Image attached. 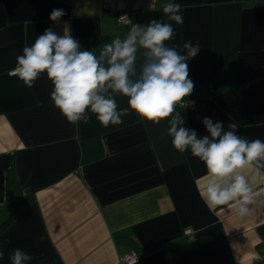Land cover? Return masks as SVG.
Masks as SVG:
<instances>
[{
    "label": "crops",
    "instance_id": "1",
    "mask_svg": "<svg viewBox=\"0 0 264 264\" xmlns=\"http://www.w3.org/2000/svg\"><path fill=\"white\" fill-rule=\"evenodd\" d=\"M169 2L181 5L183 24L172 22L167 43L181 54L184 42L201 47L188 61L195 103L177 108L185 126L205 135L209 117L264 141V0H0V264H11L17 248L34 257L30 264H120L130 250L133 264H264V168L244 173L255 200L249 216L231 203L209 207L200 192L211 177L190 151L174 149L167 120L140 122L130 110L105 128L89 113L77 127L54 107L46 74L32 88L10 74L49 27L58 35L69 27L82 49L99 55L133 23L167 22L161 6ZM86 3L93 14L77 17ZM53 9L66 15L54 23ZM123 12L128 25L119 22ZM114 98L118 109L129 107ZM9 170L17 196L7 195Z\"/></svg>",
    "mask_w": 264,
    "mask_h": 264
},
{
    "label": "clouds",
    "instance_id": "2",
    "mask_svg": "<svg viewBox=\"0 0 264 264\" xmlns=\"http://www.w3.org/2000/svg\"><path fill=\"white\" fill-rule=\"evenodd\" d=\"M162 11L167 22L153 19L148 24H131L124 38L117 37L105 43L99 55L84 50L69 27L58 35L53 28L45 29L31 46H24L23 54L16 57L11 71L27 88L46 74L53 84L50 99L67 122L79 126L88 124L89 113L94 114L105 128L121 125L123 118L134 112L140 122L159 124L167 120V135L174 149L198 158L211 179L200 196L209 207L232 204L239 217L251 214L255 203L253 189L246 170L253 165L256 175L264 168V141H249L238 134V124L231 122L225 129L222 121L204 117L205 135L186 127L185 109L194 89L189 78L188 61L201 50L197 43L184 42V54L167 42L176 36L172 22L183 24L179 3H166ZM93 9L85 4L75 15H92ZM66 15L63 9H53L49 19L56 23ZM141 54L139 69L138 56ZM115 95L127 98L128 108L118 109ZM7 243V241H6ZM5 256L0 249V259ZM11 264H30L34 257L22 249H13Z\"/></svg>",
    "mask_w": 264,
    "mask_h": 264
},
{
    "label": "built area",
    "instance_id": "3",
    "mask_svg": "<svg viewBox=\"0 0 264 264\" xmlns=\"http://www.w3.org/2000/svg\"><path fill=\"white\" fill-rule=\"evenodd\" d=\"M119 22L123 25H128L130 23V17H129L128 12L120 13ZM192 107H193V104H191V103L186 106V108H192ZM184 233L190 237L192 234V230L187 229L184 231ZM137 258L138 257H137L136 252L133 250H130V251L119 256V263L120 264H133L137 261Z\"/></svg>",
    "mask_w": 264,
    "mask_h": 264
},
{
    "label": "trees",
    "instance_id": "4",
    "mask_svg": "<svg viewBox=\"0 0 264 264\" xmlns=\"http://www.w3.org/2000/svg\"><path fill=\"white\" fill-rule=\"evenodd\" d=\"M228 85H229V83L224 84L221 87H218L217 89H225V88H227V87L230 86V85L229 86ZM203 92L204 91H197V92L194 91V95H198V94L200 96L205 95V94H203ZM205 92L207 94H210L211 93L210 91H205ZM192 94H193V92H192ZM17 187H18V185H17L16 179H15L12 171H10V170L7 171V174H6V190H7V195L17 196Z\"/></svg>",
    "mask_w": 264,
    "mask_h": 264
}]
</instances>
